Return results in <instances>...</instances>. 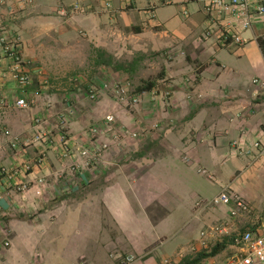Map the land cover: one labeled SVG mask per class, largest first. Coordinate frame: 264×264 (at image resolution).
<instances>
[{"label": "crops", "instance_id": "1", "mask_svg": "<svg viewBox=\"0 0 264 264\" xmlns=\"http://www.w3.org/2000/svg\"><path fill=\"white\" fill-rule=\"evenodd\" d=\"M206 1L0 0L4 32L20 35L31 77L24 95L0 50V97L6 103L0 107V264H26L35 256L41 264H177L202 253L197 264H230L243 251L233 240L240 229L264 233V159L254 155V143L264 140V13L251 14L247 27L242 16L230 28L241 41L224 43V20L207 14ZM126 34L147 40L148 48L179 52L168 71L181 82L171 101L184 98L180 112L188 118L174 145L186 154L156 156L135 181L130 178L138 167L131 173L116 169L98 205L88 196L76 205L61 191L76 192L93 169L82 165L77 176L68 168L73 157L60 158L52 131L62 99L43 85L47 78L32 67V58H50L58 78L62 66L73 65L70 51L78 44L112 52V37L123 40ZM185 72L194 83H184ZM20 96L37 102L17 107ZM118 116L131 123L127 113ZM76 120L68 124L72 140L83 142L89 119ZM204 180L219 186L209 193ZM23 182L27 188L20 190ZM223 185L252 210L231 216L232 205H206ZM216 243L222 248L209 254Z\"/></svg>", "mask_w": 264, "mask_h": 264}, {"label": "rangeland", "instance_id": "2", "mask_svg": "<svg viewBox=\"0 0 264 264\" xmlns=\"http://www.w3.org/2000/svg\"><path fill=\"white\" fill-rule=\"evenodd\" d=\"M20 42L22 45L21 38ZM112 44V52L105 50L112 56V63L100 65L95 63L97 56L94 50L98 47L87 43L78 44L76 50L70 51L69 59L73 65L62 66L64 75L58 78H53L56 76L53 70L58 66L47 63L50 58L46 55L43 54L42 61L31 60L32 67L47 78L43 85H51L49 91L54 89L62 99L55 112L57 127L52 131L60 158L73 157L68 168L77 176L85 171L83 166L93 169L91 173L86 171L88 178L75 188L76 192H72V189L61 191V198H76V205L84 203L85 196L91 197L87 201L92 202V205H98L100 190L112 181L115 182L112 172L116 169L131 173L134 167H138L137 171L133 170L136 172L135 177L132 175L130 178L135 181L140 176L139 169L145 173L147 164L156 156L178 153L184 159L186 154L183 146L174 145L175 139L181 136V130L185 129V120L188 118L182 117L180 112L184 98L171 101L173 92L181 82L177 78L175 80V72L171 76V71H168L179 52L176 49L148 48L147 40L128 34L123 40L112 37ZM68 77L71 79L67 80ZM150 80L155 81L152 90L136 92L138 85ZM194 80L193 75L189 76L185 72L184 83H194ZM68 91L74 94H67ZM101 98L105 99L102 106L98 104ZM188 100L191 105L197 104L196 100ZM122 111L131 116V123L119 119L118 115ZM90 113L96 115V118L89 117ZM82 117L89 119L85 127L86 139L83 142L77 139L73 141L74 136L68 124ZM107 117H110V121ZM50 136L53 134L50 133ZM74 145L78 147L73 149ZM83 149L88 150V155L82 153ZM104 154L107 158H103ZM60 182H66V179L63 177ZM217 185L210 184L209 180H204L203 184L209 193L215 191ZM244 229H240V232ZM185 258L194 257H184L178 263ZM161 264L176 263L165 259Z\"/></svg>", "mask_w": 264, "mask_h": 264}, {"label": "built area", "instance_id": "3", "mask_svg": "<svg viewBox=\"0 0 264 264\" xmlns=\"http://www.w3.org/2000/svg\"><path fill=\"white\" fill-rule=\"evenodd\" d=\"M263 2L264 0H208L204 3V10L212 18L224 20V23L220 26L219 33V38L222 42L225 43L228 40L240 42V35L231 31L230 28L236 26V22L239 19L242 20V16L245 18L242 24L246 27L249 25L251 14L256 13L262 16L264 13ZM4 22L5 19L0 13V50L9 59V75L17 83L21 93L25 95V88L31 80L27 70V61L23 57L22 45L18 34L5 33ZM210 32H212V29L208 28V33ZM36 101L37 98L35 96H29L28 98L20 96L14 101V105L20 108H27L35 104ZM4 105H6L5 100L0 97V107ZM106 119L110 121V117ZM254 148V155L264 159V140L256 141ZM82 153L88 155L89 152L87 149H83ZM39 181L41 180L39 179ZM26 186V183H19L18 185L20 190L26 189ZM221 204L232 205L229 211L231 216L249 213L252 210L250 202L229 185L221 186L220 190L206 202V205L210 206ZM233 240L235 244L242 247L243 251L241 255L234 257L230 264H264V233H259L255 228L249 227L237 233ZM26 264H41V261L35 256ZM203 264L216 263L205 262Z\"/></svg>", "mask_w": 264, "mask_h": 264}, {"label": "trees", "instance_id": "4", "mask_svg": "<svg viewBox=\"0 0 264 264\" xmlns=\"http://www.w3.org/2000/svg\"><path fill=\"white\" fill-rule=\"evenodd\" d=\"M260 45H262V40L258 41ZM96 51V56L97 58L95 59V63L97 65L104 64V63H112V56L109 55L105 50L100 49V48H95ZM155 85V81H146L145 83L138 85L136 87V92H142V91H150ZM221 243H216L210 250L209 254H215L218 250L222 248ZM205 253L198 254L196 257L189 259L185 258L183 259L180 263L178 264H197L200 257L204 256ZM206 255V254H205Z\"/></svg>", "mask_w": 264, "mask_h": 264}]
</instances>
